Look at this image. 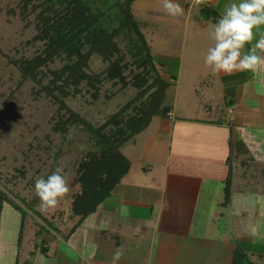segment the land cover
Returning <instances> with one entry per match:
<instances>
[{
    "label": "rangeland",
    "instance_id": "rangeland-1",
    "mask_svg": "<svg viewBox=\"0 0 264 264\" xmlns=\"http://www.w3.org/2000/svg\"><path fill=\"white\" fill-rule=\"evenodd\" d=\"M41 1L31 0L27 4V14L24 15L22 13L23 0H0V191L5 197V201L1 203L0 215L5 216L4 225L7 232L11 231L10 235L12 237H18L21 224V212L12 205V202L26 212L19 246L17 247L15 244L16 255L11 258L8 257L11 254H6L7 263L11 260H17L16 262L19 264H26L25 260L29 258L31 252L42 251L47 249V246L53 247V241L56 242L54 246L58 245L59 239L55 238L57 236H67V232L78 220V218L73 217L70 209L71 200L80 189L77 179V167L79 162L87 156V153L94 149V140L91 137V132L81 120L77 119L75 122L68 120L70 113H75L93 127H98L122 106L137 97L139 91V88H136L130 82L133 73L139 71V69L131 63L132 55L127 52L124 40L119 35L115 40L118 41L121 52L125 54L122 62L128 64L127 68H124V74L128 81L125 85L122 82L106 79L104 75L108 65L107 62L100 55L92 54L88 60L86 71L92 75L100 73V82L97 83L99 90L96 98L92 95L95 88L85 81L77 86L78 90H75L73 86L69 87L70 93L63 97L65 108L60 107V103L45 92L37 93L39 85L30 79L24 80L22 78L20 61L32 58L44 47L43 41L34 40L37 34L36 15L41 8H33L39 5ZM144 1L136 0L134 9L131 11L140 31H142V34L144 32L146 36L144 38L149 47L152 62L155 68L157 67V72L160 70L158 67H161L164 74H160V76L168 83L161 106L171 108L173 102L176 101L178 112L203 110V105L207 102L205 101L207 88L208 91H211V94H213L212 90H216V96L219 95V88L213 89L207 84V81L212 80V77L215 76V79H217V74L212 72V75L207 76L201 70V68L207 67L204 60L208 49L213 47L215 43L211 33L216 23L213 22L210 16H206L202 12L199 13V16L205 17L207 23L204 25H201L197 18L190 15L185 35L182 31L177 36V30L167 28L166 23L171 21L174 23L172 27L179 29L184 25L183 18L171 17L167 19L163 15L149 14L146 10H143L145 3H147ZM218 1L205 0L203 3H210L215 11L220 13L221 18L224 13L220 12ZM222 1L225 4L228 3V0ZM233 2L239 3V0H231L228 5ZM192 3L193 8L196 10L201 7V4L198 5L195 1ZM152 5L155 9L161 10L163 8V5L157 2L152 3ZM164 24L165 27L157 31ZM151 25H155L157 28L154 30ZM245 51H248V45H246ZM162 53L170 54L176 58L182 56L183 67L189 72H185L178 77L176 82L175 79L173 81L169 80L168 74L175 75L176 71L174 67H171L168 68V72L165 65L160 62L161 60L156 59L155 56ZM62 65L63 60L56 58L41 66L40 69L46 70L48 74L43 79V83L51 78L50 70L58 69ZM175 86L177 88L176 92ZM192 86L197 91L192 90L190 88ZM241 88L239 87L238 91ZM223 94H220L221 97L216 98V101L219 100L225 103L228 100L231 102L236 101V97L232 94ZM211 102L213 103L215 100L212 99ZM212 106L214 107L213 104ZM132 107L133 104L128 108L129 113ZM262 132L264 134V129ZM162 136H165V134ZM255 144V141H251L248 144L249 149L246 146L248 151L245 156L246 159L252 155L250 151H258L254 149ZM263 145L264 143L261 147L262 151H264ZM120 151L124 154L127 153L124 146L121 147ZM258 160L253 161L245 168L247 189L244 192L248 194L253 189L256 193L258 192V199H255L258 205H255L254 209L250 208V205L244 209L245 214L242 217L245 218L240 223H244L246 219L247 221L244 223L243 228L239 224L232 228L227 217L229 215L225 211L222 214L223 216L217 217L219 188L224 184L227 185L226 180L222 181L220 177L219 181H216L220 186L213 185L210 182H206L205 185L201 184V187L198 184L201 189L197 190L196 200H192L191 203L194 209L189 226L194 233L209 237L198 239L199 251L206 248L205 253L204 251L200 255L198 253L199 258H196L199 261L198 264H211V259L214 257L219 258L221 263L225 264L229 248L227 241H225L227 240L226 233L231 236V246L234 249L243 250L255 264H264V157ZM57 167L62 169L61 174L68 182L70 193L61 200L54 212L42 213L39 207L40 200L35 194V182L40 178L47 179ZM133 168L137 170L139 165ZM125 180L126 177L119 184L117 183L102 203L121 205L120 200L121 198L124 199L125 194ZM214 180H218V178ZM195 185L193 184V187ZM134 192L142 195L147 193L136 188ZM147 194L150 196L149 192ZM154 198L156 197L152 196L149 200L153 201ZM15 217L20 218L17 220L18 224H15ZM114 228H109L103 233L108 240L109 236H112L110 233L112 231L116 232L117 237L114 240L118 246L113 248L114 246L110 243L104 246V258L102 260L105 261L107 259L111 261L117 249H122L125 254V235L120 233L124 231V225L114 224ZM52 233L55 236L54 238ZM97 235V244L102 245L99 240L101 231H98ZM193 256V254L182 253L170 254L167 259L171 258L169 262L174 260L176 263L181 264L182 260L186 261L187 257L193 259ZM118 262L124 264L125 255Z\"/></svg>",
    "mask_w": 264,
    "mask_h": 264
},
{
    "label": "crops",
    "instance_id": "crops-1",
    "mask_svg": "<svg viewBox=\"0 0 264 264\" xmlns=\"http://www.w3.org/2000/svg\"><path fill=\"white\" fill-rule=\"evenodd\" d=\"M229 1L231 0H228V3ZM133 2L131 10L134 9L136 0ZM144 2L147 3L143 10L149 14L163 15L167 19L172 17L165 12L164 8L159 10L153 7L152 3L155 2L163 5V0H145ZM174 2L180 4L184 9L183 14L177 16L183 18L184 27L176 29L172 27L174 23L171 21L166 25L169 29L177 30V36L182 31L185 35L190 15H193L201 25H204L207 23L205 17L199 16V13H204L202 8L211 6L215 11L210 3H203L198 11L193 8L194 5L190 3V0H174ZM228 3L225 4L222 0L218 1L220 12L224 13ZM218 13L217 11L216 15L211 14L210 16L214 23L220 18V13ZM151 26L154 30L157 28L155 25ZM163 27L165 24L157 31L162 30ZM251 47L252 44H249L248 50ZM155 57L161 60L160 62L165 65L168 72V68H175V75L167 73L171 81L175 79L176 82L178 77L189 72L183 67L182 56L176 58L170 54L162 53ZM158 68L160 69L158 73L163 75L164 71H161V67ZM201 70L207 76L212 75L210 68H201ZM216 74L217 79L214 76L212 80L207 81V84L213 89L219 88V98L220 94L224 95L223 93L225 95L232 94L236 97L235 102L216 101L218 98L216 90H212L213 94H211L207 88L205 92V101L207 102L204 103L203 110L178 112L177 102L174 101L167 115H154L141 132L121 145L127 151L126 154L122 151L121 153L130 163L128 171L121 178L122 180L126 177L125 194L124 199L120 200L121 205L104 204L102 201L73 232H67V236H64L67 238L57 236L55 239H59L58 245L54 246L56 242L53 241V247L47 246L45 252H31L25 263L111 264L109 259L102 260L104 246L110 243L114 246L113 248L118 247L114 240L117 235L112 231L110 233L112 236H109L107 240L103 233L109 228H114V224H122L124 231L120 233L125 235L126 243L124 264H178L174 260L169 262L171 258L167 259V256L181 253L194 255L193 259L189 256L185 259L186 261L182 260L181 264H198L199 261L196 260L199 258L198 253L200 255L206 250L203 248L199 251L198 239L209 237L198 235L190 228L194 209L191 203L192 200H196L197 190L201 184L205 185L206 182H210L213 185H219L216 181H219L220 177L222 181L226 180L230 183V196L229 199L226 198L225 184L219 188L217 217L223 216L225 211L229 215L227 217L232 228L236 224L243 228L247 221L246 219L244 223H240L245 218L242 217L245 214L244 209L249 205L254 209L255 205H258L255 202V199H258V192L256 193L253 189L252 192L249 191L246 194L244 190L247 189L245 168L253 161L261 160L264 157V151L261 150L264 143L262 132L264 129V71L255 73L240 71L231 75L223 72ZM239 87H242L240 91H238ZM190 88L197 91L194 86ZM212 99L215 102L212 103ZM218 106L220 107L218 108ZM163 134L166 137L162 136ZM251 141H255L254 149L258 151H250L252 155L246 159L245 156L248 152L240 151L239 143L243 142L249 149L248 144ZM143 163L145 165H142ZM138 165L137 170L133 168ZM215 178L218 180H214ZM193 184L196 185L193 187ZM135 188L141 192L152 193L150 196L147 193L145 195L137 194L134 192ZM192 189L194 190L192 191ZM152 196L156 197L153 201L149 200ZM0 218L2 219L0 221V264H19L16 262L17 260L6 262V254H11L8 256L11 258L16 255L15 247H18V237H12L11 231H6L5 216L1 214ZM15 218V224H18L17 220L20 218ZM98 231H101L99 240L102 245L97 244ZM113 233L115 234L113 235ZM52 235L54 238L53 233ZM226 239L229 248L225 264H232L234 247L231 246L232 240L229 233H226ZM120 263L118 262V264ZM220 263L221 260L217 257L211 259V264Z\"/></svg>",
    "mask_w": 264,
    "mask_h": 264
},
{
    "label": "trees",
    "instance_id": "trees-1",
    "mask_svg": "<svg viewBox=\"0 0 264 264\" xmlns=\"http://www.w3.org/2000/svg\"><path fill=\"white\" fill-rule=\"evenodd\" d=\"M30 1L23 0L24 15L27 14V4ZM133 1L42 0L33 8H41L36 15L37 34L34 40L43 41L44 47L32 58L20 61L21 76L24 80L36 82L39 85L36 92H45L60 103V107L66 106L63 97L70 93L69 87L73 86L78 90L77 86L82 81L95 88L92 95L96 98L100 73L92 75L86 71L92 54L100 55L107 62L104 75L106 79L122 82L124 85L128 82L124 74V68L128 64L122 62L125 54L115 40L119 35L124 40L127 52L132 55L131 63L139 69L130 80L133 86L139 88L137 97L122 106L103 124L93 127L75 113H70L68 117L71 122L81 120L94 140V149L87 153L77 167L80 189L73 196L70 209L73 217L78 220L69 233L96 209L128 171L130 163L121 153V145L141 132L154 115L165 116L170 108L161 106L168 83L161 78L152 62L149 47L131 11ZM202 10L206 16L216 15L211 6ZM56 58L63 60V65L50 70L51 78L43 83L48 74L40 67ZM132 104L129 113L128 108ZM238 149L248 152L243 142L239 143ZM229 184L227 181L224 188L227 199L230 196ZM3 201L5 197L0 191V209ZM12 205L21 212L17 239L19 246L26 212L13 202ZM42 251L45 252L46 249ZM232 264L255 263L243 250L235 248Z\"/></svg>",
    "mask_w": 264,
    "mask_h": 264
},
{
    "label": "clouds",
    "instance_id": "clouds-1",
    "mask_svg": "<svg viewBox=\"0 0 264 264\" xmlns=\"http://www.w3.org/2000/svg\"><path fill=\"white\" fill-rule=\"evenodd\" d=\"M195 3L202 4L203 0H195ZM163 8L172 17L184 12L174 0H163ZM211 35L215 43L208 49L204 63L213 73L231 75L240 71H264V0H239V3L226 5ZM249 44L252 47L245 51ZM61 173L62 169L57 167L47 179L40 178L35 182V194L42 213L54 212L70 193L68 182ZM123 255V250L117 249L111 264H118Z\"/></svg>",
    "mask_w": 264,
    "mask_h": 264
},
{
    "label": "built area",
    "instance_id": "built-area-1",
    "mask_svg": "<svg viewBox=\"0 0 264 264\" xmlns=\"http://www.w3.org/2000/svg\"><path fill=\"white\" fill-rule=\"evenodd\" d=\"M190 1H191V3H192V2H194L195 0H190ZM203 1H205V0H203ZM201 5H203V4H201Z\"/></svg>",
    "mask_w": 264,
    "mask_h": 264
}]
</instances>
